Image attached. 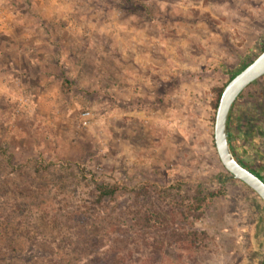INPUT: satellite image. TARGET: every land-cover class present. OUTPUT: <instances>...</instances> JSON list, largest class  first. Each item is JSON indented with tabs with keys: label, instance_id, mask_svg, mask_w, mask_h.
I'll use <instances>...</instances> for the list:
<instances>
[{
	"label": "rangeland",
	"instance_id": "374dc122",
	"mask_svg": "<svg viewBox=\"0 0 264 264\" xmlns=\"http://www.w3.org/2000/svg\"><path fill=\"white\" fill-rule=\"evenodd\" d=\"M263 51L264 0H0V235L48 264H152L155 238L156 264H262L264 201L226 171L214 130ZM232 108L236 154L264 178V77ZM102 185L120 190L100 199ZM200 193L217 196L176 224L198 234L183 255L160 224Z\"/></svg>",
	"mask_w": 264,
	"mask_h": 264
},
{
	"label": "trees",
	"instance_id": "16d2710c",
	"mask_svg": "<svg viewBox=\"0 0 264 264\" xmlns=\"http://www.w3.org/2000/svg\"><path fill=\"white\" fill-rule=\"evenodd\" d=\"M247 66L248 65L244 66L242 68V70H244ZM220 98H221V96L219 97V101H220ZM228 138H229L231 150H232L235 158L238 160V162L241 163L245 168H247L250 171H252L253 173H255L258 177H260L264 181V178L262 176L257 174L256 171H254L248 165L244 164L243 161H241L240 158H238V156L236 154V150L234 148L235 145H233V131L231 130L230 119L228 120ZM0 155L7 156L6 150L0 149ZM8 159L9 160L11 159L10 156L8 157ZM231 178L235 179L233 176H231ZM119 190H120L119 187H109L107 185H102L99 187V192H100L99 198L100 199L107 198V197L112 198L115 196V194ZM217 194L220 195L221 193L218 192ZM217 194L206 195L203 197L201 194V196L196 198L192 204H189L186 206L181 205V206L174 208L171 211V213L168 214L169 217L172 219V221L168 222L171 225L167 226L166 225L167 222L161 223L160 225H165V228H163L162 231L158 227L157 222H156L157 217L159 216L158 213H156V212L148 211V212L142 213V209H140V211H137V213L135 214V216H136L135 222L137 223V225L139 227L142 228V226H143L145 228H148L147 230L153 229L154 232H157L158 230L161 232H166L169 230L170 233L167 235L166 238L171 239V241H169L168 243L170 244V246L174 245L175 248H178L180 250V252L182 251V253L184 255L185 252L187 253L190 250H193L195 248L197 249L196 239L198 237V234L192 233V232H187V231L180 233L179 231L181 230V227H177L176 224L182 222V219H183V222H187L188 219L190 218L191 214L196 213V212H200L204 208L208 198L216 197ZM143 222L146 223L147 226L149 225V227H147L146 224L142 225ZM140 230H141V232L139 233V237L141 238L142 237V229H140ZM16 238H17V236L14 234L2 233L0 235V264H48L46 262L40 263L38 261V258H36V259L25 258L23 256L24 251L21 250L20 247H18L15 243ZM142 238H144V237H142ZM152 242H154V243H152L153 245H151V244L148 245L145 243V246H152L151 247L152 256L154 258V261L152 262V264H156L157 258L161 257V253H163L164 251L166 252L168 249H167V247H165V241H160V240L157 241V239L155 238V239H153ZM2 245H4V246H2ZM116 255L117 254L114 253L112 256V259L110 261H109V259L102 261L101 259L96 258L97 264H124L122 260L117 259ZM70 258L71 257H69V255L64 254L63 256L58 258L57 262L51 261L49 264H84L85 260H87V259H84V260L82 259V260L71 261ZM262 264H264V260H263Z\"/></svg>",
	"mask_w": 264,
	"mask_h": 264
},
{
	"label": "water",
	"instance_id": "95a60500",
	"mask_svg": "<svg viewBox=\"0 0 264 264\" xmlns=\"http://www.w3.org/2000/svg\"><path fill=\"white\" fill-rule=\"evenodd\" d=\"M262 77H264V51L235 75L224 88L216 113L214 139L218 156L226 171L252 189L264 201V181L238 162L228 138V120L234 103L245 89Z\"/></svg>",
	"mask_w": 264,
	"mask_h": 264
},
{
	"label": "built area",
	"instance_id": "2783aa9c",
	"mask_svg": "<svg viewBox=\"0 0 264 264\" xmlns=\"http://www.w3.org/2000/svg\"><path fill=\"white\" fill-rule=\"evenodd\" d=\"M80 124L83 127H87L91 123L92 114L88 111L82 112L79 116Z\"/></svg>",
	"mask_w": 264,
	"mask_h": 264
}]
</instances>
